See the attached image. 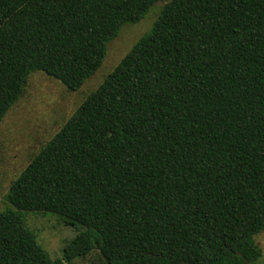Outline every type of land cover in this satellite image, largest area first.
I'll return each mask as SVG.
<instances>
[{
  "label": "trees",
  "instance_id": "trees-1",
  "mask_svg": "<svg viewBox=\"0 0 264 264\" xmlns=\"http://www.w3.org/2000/svg\"><path fill=\"white\" fill-rule=\"evenodd\" d=\"M157 0H0V121L32 71L77 90ZM0 264H256L264 0H168L10 183ZM76 234L50 258L22 213Z\"/></svg>",
  "mask_w": 264,
  "mask_h": 264
},
{
  "label": "rangeland",
  "instance_id": "rangeland-1",
  "mask_svg": "<svg viewBox=\"0 0 264 264\" xmlns=\"http://www.w3.org/2000/svg\"><path fill=\"white\" fill-rule=\"evenodd\" d=\"M167 1L157 0L138 22L123 25L107 43L99 68L79 89L69 90L59 80L39 70L29 74L22 94L0 121V211L7 206L4 195L10 183L149 30ZM22 215L25 224L34 231L37 242L52 259L62 254L65 244L78 230L77 226L65 224L51 212L25 211ZM254 241L261 253L256 264H264V229L254 235ZM64 264H104V261L99 251L93 249L85 256Z\"/></svg>",
  "mask_w": 264,
  "mask_h": 264
}]
</instances>
